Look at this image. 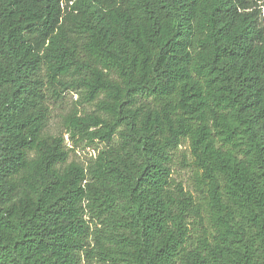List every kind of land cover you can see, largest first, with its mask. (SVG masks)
Instances as JSON below:
<instances>
[{"label": "trees", "instance_id": "trees-1", "mask_svg": "<svg viewBox=\"0 0 264 264\" xmlns=\"http://www.w3.org/2000/svg\"><path fill=\"white\" fill-rule=\"evenodd\" d=\"M263 8L0 0V264H264ZM67 90L84 164L45 131Z\"/></svg>", "mask_w": 264, "mask_h": 264}, {"label": "rangeland", "instance_id": "rangeland-1", "mask_svg": "<svg viewBox=\"0 0 264 264\" xmlns=\"http://www.w3.org/2000/svg\"><path fill=\"white\" fill-rule=\"evenodd\" d=\"M262 17L264 20V8L262 9ZM50 116L45 129L46 133L51 135H62L64 142L67 147H71L72 150L69 152L70 160L78 161L79 163H85L90 157H94L97 153L96 149L103 147L102 143H95L90 146H86V142L77 141L73 145V142L68 139V134L65 132L66 128L63 125V118L66 114L76 112L77 114L87 113L93 110V106L89 104H83L76 93L67 90L63 92L61 99L55 102H51L50 105ZM97 147V148H96ZM194 166L192 164V158L189 154V148L187 142L179 147L174 164L172 166V178L180 182L184 189L189 190L192 193H196L194 190ZM91 227L97 224L96 220L89 219ZM93 243V242H91ZM82 264H90L86 259L82 260ZM91 264H96L92 261Z\"/></svg>", "mask_w": 264, "mask_h": 264}]
</instances>
